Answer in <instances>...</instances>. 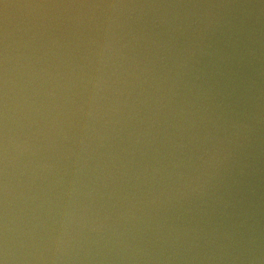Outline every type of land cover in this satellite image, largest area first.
I'll list each match as a JSON object with an SVG mask.
<instances>
[{
  "label": "water",
  "instance_id": "95a60500",
  "mask_svg": "<svg viewBox=\"0 0 264 264\" xmlns=\"http://www.w3.org/2000/svg\"><path fill=\"white\" fill-rule=\"evenodd\" d=\"M0 264H264V0H0Z\"/></svg>",
  "mask_w": 264,
  "mask_h": 264
}]
</instances>
